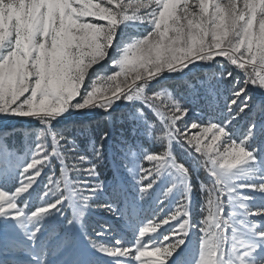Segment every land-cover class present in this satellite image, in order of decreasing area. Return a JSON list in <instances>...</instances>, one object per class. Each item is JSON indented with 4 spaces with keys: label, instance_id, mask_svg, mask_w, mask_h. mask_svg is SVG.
<instances>
[{
    "label": "snow or ice",
    "instance_id": "snow-or-ice-1",
    "mask_svg": "<svg viewBox=\"0 0 264 264\" xmlns=\"http://www.w3.org/2000/svg\"><path fill=\"white\" fill-rule=\"evenodd\" d=\"M0 264H264V0H0Z\"/></svg>",
    "mask_w": 264,
    "mask_h": 264
},
{
    "label": "rangeland",
    "instance_id": "rangeland-1",
    "mask_svg": "<svg viewBox=\"0 0 264 264\" xmlns=\"http://www.w3.org/2000/svg\"><path fill=\"white\" fill-rule=\"evenodd\" d=\"M138 215H141L142 216V215H144V213H139ZM125 232H127V229H125Z\"/></svg>",
    "mask_w": 264,
    "mask_h": 264
}]
</instances>
